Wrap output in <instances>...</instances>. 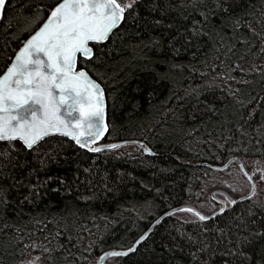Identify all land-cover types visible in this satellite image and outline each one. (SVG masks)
I'll list each match as a JSON object with an SVG mask.
<instances>
[{"label": "trees", "instance_id": "trees-1", "mask_svg": "<svg viewBox=\"0 0 264 264\" xmlns=\"http://www.w3.org/2000/svg\"><path fill=\"white\" fill-rule=\"evenodd\" d=\"M59 0H6L0 73ZM123 19L92 57L103 87L99 152L63 136L0 142V264H94L166 210L234 192L229 162L264 169V0H117ZM219 208V207H218ZM217 208V209H218ZM217 209L209 211L214 212ZM103 264H264V199L253 193L201 220L164 216L135 249Z\"/></svg>", "mask_w": 264, "mask_h": 264}, {"label": "snow or ice", "instance_id": "snow-or-ice-1", "mask_svg": "<svg viewBox=\"0 0 264 264\" xmlns=\"http://www.w3.org/2000/svg\"><path fill=\"white\" fill-rule=\"evenodd\" d=\"M5 3L6 0H0V12ZM125 7L117 0H61L58 3L48 22L26 42L15 62L0 77V140L19 138L31 147L43 136L55 132L71 136L85 147L82 137L99 138V122L104 114L103 92L86 72L75 71L76 57L77 54L92 57L89 42L106 40L123 19ZM81 104L84 107L78 109ZM77 111L79 115L74 116ZM62 116L75 119V124ZM81 128L86 130L77 135Z\"/></svg>", "mask_w": 264, "mask_h": 264}, {"label": "water", "instance_id": "water-1", "mask_svg": "<svg viewBox=\"0 0 264 264\" xmlns=\"http://www.w3.org/2000/svg\"><path fill=\"white\" fill-rule=\"evenodd\" d=\"M61 2V0H59L56 4H54V6H52V8L49 10V12L46 14V16L44 17L43 21H41V23L37 26L36 29H34L28 36L27 38L22 42V44L19 46V48L15 51V53L13 54V56L11 57L8 65L6 66V68L3 70V72L0 73V77H2L8 70L9 67H11V65L15 62V58H16V55L20 52V50L24 47V45L26 44V42L33 36L36 34V32H38L43 26L45 23L48 22V18L52 12V10L58 5V3ZM117 3H119L117 1ZM120 4V3H119ZM121 7H124L122 4H120ZM3 12V10H2ZM2 12H0V18H1V15H2ZM123 15V13H122ZM121 22V21H120ZM120 24V23H119ZM118 24V25H119ZM117 25V27H118ZM115 27L110 33L109 35L117 28ZM107 40V39H106ZM106 40L102 41V42H89V47L92 49V53H93V48H92V43H103L105 42ZM78 56H81L83 58H86L84 57L82 54H77V57H76V64H75V71H84L87 73L89 79H91L94 83H96L97 85H99V88L102 90L103 92V108H104V114H103V120L99 122V129H100V136L99 138L97 139H93V138H83L82 137V143H86V146L85 147H81L80 144H78L76 142L75 139H73L71 136H67V135H63L61 133H50L48 135H45L43 136L40 140H38L35 144H33L31 147L35 146L36 144H38L40 141H42L44 138L46 137H49V136H63V137H66L70 140H72L77 146L81 147V148H84V149H90V148H100V149H103V148H111L110 146L111 145H120V144H124V143H128V142H134L136 144H138L140 147H142V150L144 153H147V154H153V151L152 149H150L149 147H147L146 145H144L140 140H136V139H133V140H119V141H111V142H101L102 138L104 137V135L106 134L107 132V102H106V95H105V92H104V89L102 87V85L95 79L93 78L85 68L83 67H78V64H77V58ZM34 58V57H33ZM43 58V57H42ZM84 105L81 104V105H78L77 108L78 109H81L83 108ZM63 108L61 109V112L63 113ZM16 113L14 112L13 115H15ZM74 116H78L79 115V111H77L76 113L73 114ZM62 118L64 119H71L72 120V123L75 124V119H72L70 117H67V116H62ZM28 119H31V117L29 116ZM86 129L85 128H81V129H78L77 130V135H79L81 132H84ZM14 140H17V141H20L26 148H31V147H28L23 140L17 138V139H14ZM4 141H10V140H0V142H4ZM232 161H235L237 162L241 172L247 177V179L249 180V183H250V190L238 197V198H235V199H232L230 198L229 196H227L226 194H224L226 200L233 204L241 199H244V198H247L249 197L253 191H254V183H253V180L251 179V176L246 172L240 158H238L237 156H232L230 157L224 164H210L211 167L213 168H217V169H220V168H223L225 167L229 162H232ZM212 196L214 195V193L212 192L211 194ZM225 207V203L223 200H221V206L219 209H217L216 211L210 213V214H203L202 212H200L196 207L190 205V204H181V205H177V206H174L168 210H166L165 212H163L162 214H160L157 218H155L151 224L147 227L146 230H144L133 242L130 246L126 247V248H113V249H108V250H105L103 251L96 259V261L94 262V264H103L104 263V260L109 257V256H112V255H109V253H112V252H118V253H129L131 251H129V249H135V247L138 245L139 242H141V238L143 237H146L147 234L152 230V228L166 215L168 214H172L174 212H177V211H181V209H192L191 212H193L194 214L197 215V213L199 215H197L198 217L199 216H204L207 218L213 216V215H216L218 214L221 209H223ZM132 250V251H133Z\"/></svg>", "mask_w": 264, "mask_h": 264}, {"label": "rangeland", "instance_id": "rangeland-1", "mask_svg": "<svg viewBox=\"0 0 264 264\" xmlns=\"http://www.w3.org/2000/svg\"><path fill=\"white\" fill-rule=\"evenodd\" d=\"M129 1L132 2L133 0H129ZM235 165L238 166L237 163L236 164L232 163V166H235ZM244 168L250 176L254 175L256 170H261L257 166V163H251L250 164V162L248 165H245ZM227 176H229L228 181L232 185L235 193L238 192V194L239 193L245 194L246 192L249 191V189H250L249 180L245 177L244 174H242V172H241V174H238V175L232 174V176L230 175V173H228ZM253 183H254V193L262 196L264 199V169L262 171L261 177L255 181H253ZM221 191H222V189H215V190L209 191L207 196H204L203 199L201 200L200 207L198 208L199 211L205 214V213H208L209 211H211L213 209H217L218 207L221 206V200H224V203L227 206L228 201L225 199L223 194L220 193ZM212 192H214V196L211 195ZM230 198H232V197H230ZM235 198H238V197H235ZM235 198H232V199H235Z\"/></svg>", "mask_w": 264, "mask_h": 264}, {"label": "bare ground", "instance_id": "bare-ground-1", "mask_svg": "<svg viewBox=\"0 0 264 264\" xmlns=\"http://www.w3.org/2000/svg\"><path fill=\"white\" fill-rule=\"evenodd\" d=\"M36 28H37V27H36ZM36 28H35V29H36ZM26 38H27V37H26Z\"/></svg>", "mask_w": 264, "mask_h": 264}]
</instances>
